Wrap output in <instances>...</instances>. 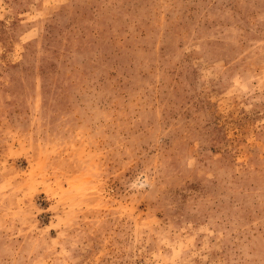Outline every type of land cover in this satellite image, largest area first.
Masks as SVG:
<instances>
[{
  "label": "rangeland",
  "instance_id": "obj_1",
  "mask_svg": "<svg viewBox=\"0 0 264 264\" xmlns=\"http://www.w3.org/2000/svg\"><path fill=\"white\" fill-rule=\"evenodd\" d=\"M0 264H264V0H0Z\"/></svg>",
  "mask_w": 264,
  "mask_h": 264
}]
</instances>
